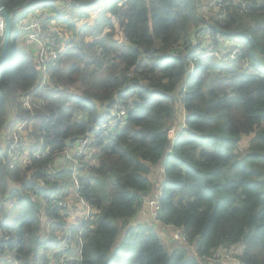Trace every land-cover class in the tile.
Here are the masks:
<instances>
[{
    "label": "trees",
    "instance_id": "trees-1",
    "mask_svg": "<svg viewBox=\"0 0 264 264\" xmlns=\"http://www.w3.org/2000/svg\"><path fill=\"white\" fill-rule=\"evenodd\" d=\"M33 1L0 0L12 13V55L0 71V132L32 115L34 146L41 143L48 154L12 170L0 135V227L12 233L0 239V256H13L16 264L59 263L46 246L58 242L55 232L66 217L56 207L40 211L30 194L66 183L67 171L49 182L43 167L123 109L121 129L118 123L92 134L96 163L78 187L95 214L81 236V261L73 264H202L237 244L238 264H264V0H223L206 18L195 10L202 0L47 5L52 19L73 33L46 66L50 87L39 86L36 63L15 44L16 20ZM207 43L214 52L237 54L229 61L201 56ZM193 57L195 73L188 75ZM176 105L185 112L183 127L168 148ZM158 164L164 179L157 219L179 229L194 252L166 248L150 227L129 224ZM44 223L51 227L47 236Z\"/></svg>",
    "mask_w": 264,
    "mask_h": 264
},
{
    "label": "built area",
    "instance_id": "built-area-1",
    "mask_svg": "<svg viewBox=\"0 0 264 264\" xmlns=\"http://www.w3.org/2000/svg\"><path fill=\"white\" fill-rule=\"evenodd\" d=\"M40 1L41 3L34 9L31 8V11H28L24 15L18 16L16 20V29L18 31V35L15 39V44L19 47V50L29 55L36 63L37 70L40 72V77L38 79L39 86L50 87L52 86V83L48 79L46 66L50 62H54L59 48L73 39V33L62 29L60 25L52 19L54 15L53 11L47 5H53L56 8L62 7L65 4H69L71 0ZM3 33L4 19L0 12V41L3 37ZM18 39H20V45L17 44L16 40ZM232 43L233 45L235 44L234 41H232ZM198 52L199 50L195 53L197 54ZM236 54V49L227 50L224 52H214L211 50V45H205L203 47V53L201 56L214 55L229 61L232 60ZM194 58L195 57L190 58L191 62L187 67L188 75H193L195 73V67L193 65ZM23 106L26 108L30 107L29 101L27 99L23 100ZM112 113L114 117L111 118L107 124L96 127L93 131L87 132L86 134L78 137L75 141L70 143L68 148H65L60 153H57L55 156V163H57V165L54 163L43 167V171L46 174V179L49 182H53L56 178L58 179V172L60 170L63 169L67 171L69 173V179L67 180L68 183L66 182V186L58 185L53 191L48 189V194H30V198L37 202L39 205V210L42 212H44L49 207H56L61 211V214L64 215L67 214V212L72 208L79 215L78 223L70 224L68 226L69 231H72L73 228H79L78 233L76 234L77 238L75 239V243L77 245H73V247H71V251L76 252V254L72 258L65 259L61 258V252L54 251L53 255H57L59 261L58 264H73V261H81L83 243L81 236L85 229L91 225L95 214V210L79 193L78 178L86 175L82 174L81 169H83V167L81 158L90 148V145L93 141V132L101 128H105L106 130L113 128L118 123L119 129L124 126V120L126 116L125 110L120 109L118 111H112ZM29 119L27 121L14 122L12 125L6 126L7 129L3 136L2 146L3 152H5L7 156L5 163L12 170L16 169L17 166L21 164H24V166L28 164L30 162V156L40 159L48 154V149L43 150L41 143H38L35 146V143H32V137L30 135L31 122H29ZM26 145H29V147H26ZM60 159L62 160L61 164H59ZM69 183L71 184V190L73 192V195L70 197L72 203L69 201V199L64 198L65 188L69 185ZM59 193L61 194L59 195ZM160 195L161 188L159 186L157 194L149 197H145L146 194L142 195L139 201L140 203L138 206H136V214L147 215L151 218L153 224L150 226V228L157 235L162 234L160 227L163 225L157 219V212L160 207ZM165 226L172 229V240L179 241L180 245L187 246V238L180 232L179 229L171 225ZM11 235L12 233L10 230L2 229L0 227V239H9ZM70 235L71 234L64 238L66 245H72V242L74 243V238L71 239ZM187 247L189 248V251L194 252V249L192 250L191 247ZM218 251L219 250L215 251L212 257L205 259L204 262L207 260H213L216 256H220ZM51 264H55V261L51 262ZM208 264H211V261Z\"/></svg>",
    "mask_w": 264,
    "mask_h": 264
},
{
    "label": "rangeland",
    "instance_id": "rangeland-1",
    "mask_svg": "<svg viewBox=\"0 0 264 264\" xmlns=\"http://www.w3.org/2000/svg\"><path fill=\"white\" fill-rule=\"evenodd\" d=\"M206 1H209V2L205 3ZM221 1L222 0H202V1L196 2L197 3L196 5L198 7H197V9L195 7V10H196V12L198 10L197 13H200V16L206 18L210 14H213V13H215L217 11L218 5L216 3L221 2ZM40 3H41L40 0L33 1L32 5H31L32 9H34ZM211 4H213V9L210 10L209 6ZM29 7L30 6H28L27 9L23 10V12H21V14L22 15L26 14L28 12L27 10L29 9ZM73 9L77 13L78 8L73 7ZM29 11H31V10H29ZM59 25L62 26V27H65L61 23H59ZM198 28L199 29L201 28L200 24H198ZM200 31H202V30H200ZM201 39L202 40H206V39H203L202 33H201ZM16 41H17V44H19V45L21 44L20 43V39H18ZM207 45H208V43L206 44V46ZM17 49H19L18 46H17ZM11 51H12L11 48H9L7 56L5 57V59L3 60V62L0 65V71H4L7 68L8 64H9V61H10V57H11ZM183 52H186V51L183 50ZM76 87H79V86L77 85ZM184 116H185V112L183 111V109L179 105H176V117H175V120L169 126V144H168V148L171 146L172 139H173L174 135L176 134V132L179 131L183 127V117ZM6 129L7 128L5 127L0 132L1 141H3L2 137L4 136V133L6 132ZM252 136H253V134L243 135L242 136V138H241V140H240V142L238 144V150H237L238 153H241V152H243L246 149L248 141L252 138ZM31 140H32V143H36V141L34 139L31 138ZM26 147H29V145H26ZM26 150H28V149H26ZM90 153L92 154V158H94L95 160L91 161V162H87L83 158H81L82 167H83V169H81L82 170V174H87L88 173V167H90L91 165H94L96 163V157H93V155H94L93 153L94 152H93L92 149H91ZM61 162H62V160L60 159L59 164H61ZM55 165H57V163H55ZM23 166H24V164L23 165L21 164V165L17 166V168H23ZM157 173L163 174L160 164L157 167ZM148 176L151 178V180L156 178V176H157L156 175V171L153 169ZM158 188H159V185H157V181L152 183V187H151L149 193L146 194L145 197H149V196H153V195L157 194ZM60 194L61 193H59V195ZM72 195H73V192L71 190V184L69 183V185L65 188L64 198L69 199V201L72 203V201L70 199V197ZM138 204H137V206H138ZM9 211H16V207H10ZM79 212H81V211H79ZM64 215L66 217V224H65L64 228L60 232H55V234L57 235V238H58V242L56 244H54L53 246H51V247L50 246H46V247H48V252L46 253L48 255V257H51L53 255L54 251L61 252V258H65V259L72 258L76 254V252H72L71 251V247H73V245H77L75 243V239L77 238V236L75 234H72L71 231H69L68 226L70 224L78 223L79 215L72 208L67 212V214H64ZM136 215H138V214H136ZM136 225H140V224H136ZM142 226L150 227V225H147V224L142 225ZM50 229H51V227H49V225H47L46 223L43 224L42 232L46 233L45 234L46 236L50 232ZM69 234H71L70 235L71 239L74 238V243L72 242V245H66L65 241H64V238L67 235H69ZM166 238H168L167 234H166ZM234 246H237L238 248L231 247L229 249H221V250H219L218 252H219L220 256L214 257V259L211 260V264H237L238 256L236 254L240 253V251H241L240 249H241L242 246L239 245V244L234 245ZM166 248H168V246H166ZM40 250H41L40 252H43V249H40ZM12 257L13 256H10V255H7V254H5L4 256H0V264H16V262L13 261ZM53 261H55V260L51 259V262H53Z\"/></svg>",
    "mask_w": 264,
    "mask_h": 264
},
{
    "label": "crops",
    "instance_id": "crops-1",
    "mask_svg": "<svg viewBox=\"0 0 264 264\" xmlns=\"http://www.w3.org/2000/svg\"><path fill=\"white\" fill-rule=\"evenodd\" d=\"M10 125H12V124H10ZM2 139H3V137H2ZM91 149L92 148H89V150L87 151V153L82 157L87 162H91V161H94L95 160L94 158H92V154L90 153L91 152ZM92 150L94 152L93 154H96L95 149H92ZM93 157H95V156L93 155ZM158 166H159V164L152 167V170L154 169L156 171V175H157L156 178H154V179L151 180V178L149 176L148 177L151 180V183H154V182L157 181V185L160 186L161 183H162V181H163V179H164V174L157 173V167ZM161 170H162V166H161ZM162 173H163V171H162ZM61 185L62 186H66V183L61 184ZM129 224L130 225H136V224L145 225V224H147V225H150L151 226L153 224V221L147 215H136L135 214V216H133V218L131 220H129ZM160 229L162 231V234H160L159 237L161 238V240H162V242L164 244H166L168 247H172L174 245H176V246L180 245V242L179 241L172 240V238H171L172 229L170 227H167L165 225H162L160 227ZM166 234H167L168 238H166ZM189 252L191 253V251H189ZM210 261L211 260H207L206 262H202V264H208Z\"/></svg>",
    "mask_w": 264,
    "mask_h": 264
},
{
    "label": "water",
    "instance_id": "water-1",
    "mask_svg": "<svg viewBox=\"0 0 264 264\" xmlns=\"http://www.w3.org/2000/svg\"><path fill=\"white\" fill-rule=\"evenodd\" d=\"M0 12L4 19V33L2 37V43H1V50H0V64L3 62L5 57L8 53V47L10 42V36H11V29H12V13L8 12L3 5L0 4ZM12 55V53H11ZM262 59L264 57L262 56Z\"/></svg>",
    "mask_w": 264,
    "mask_h": 264
}]
</instances>
